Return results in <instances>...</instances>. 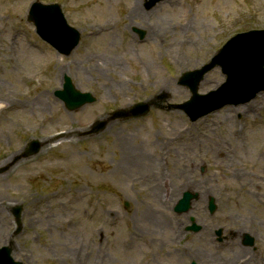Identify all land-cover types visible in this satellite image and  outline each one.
I'll use <instances>...</instances> for the list:
<instances>
[{
    "label": "rangeland",
    "instance_id": "rangeland-1",
    "mask_svg": "<svg viewBox=\"0 0 264 264\" xmlns=\"http://www.w3.org/2000/svg\"><path fill=\"white\" fill-rule=\"evenodd\" d=\"M134 1L0 0V98L13 102L1 108L0 161L21 157L31 139L42 145L36 156L0 172V248L12 242L16 262L87 264L86 259L96 256L104 259L102 264H200L202 253L195 246L203 245L180 238L179 226L191 218L209 233L230 225L227 221L241 220L247 229L264 234V91L195 123L177 109L191 96L179 85L181 74L208 63L233 35L264 29V0H166L151 9L138 0L136 10L143 18L135 22L148 24L143 31L150 26L156 38L152 42L144 36L142 44L129 24ZM34 3L60 5L69 25L81 33L69 56L35 33L27 20ZM107 24L105 31L90 29ZM152 60V67L144 65ZM65 75L96 102L66 110L54 95ZM165 79L173 82L169 90L160 89ZM224 80L215 68L203 77L197 92L207 94ZM7 92L10 95L2 97ZM44 94L50 102L46 107L35 103ZM5 100L1 107L9 102ZM152 100L157 106L148 117L130 122L131 127L119 124L79 137L109 112ZM178 131L181 138L170 142ZM197 140L206 144L190 151L186 144ZM222 144L236 152L237 159L216 164L215 159L231 158H224L226 151L217 158L208 145ZM164 146L167 151L185 150L181 160L175 165L173 153L160 169L149 167L147 154L159 156ZM189 155L191 162L185 161ZM175 167L195 179L194 188L168 190V185L183 181L174 180ZM161 170L164 179L159 178ZM233 172L247 178L238 183L229 177ZM247 180L256 187L240 190ZM157 184L167 189L152 193ZM186 192L197 198L188 213L178 215L173 209ZM209 198L216 205L213 215L207 210ZM14 206L22 207L20 235ZM190 236L208 239L204 232Z\"/></svg>",
    "mask_w": 264,
    "mask_h": 264
},
{
    "label": "water",
    "instance_id": "water-1",
    "mask_svg": "<svg viewBox=\"0 0 264 264\" xmlns=\"http://www.w3.org/2000/svg\"><path fill=\"white\" fill-rule=\"evenodd\" d=\"M158 1L161 0H152L150 4H155ZM28 20L34 24L36 33L61 54L69 55L79 43V33L67 25L57 5L34 4L29 12ZM259 45H264V31H251L237 35L229 41L210 65H207L201 71L183 77L181 82L190 88L193 99L191 102L180 106V108L191 116L192 121L224 105L247 102L257 93L264 91V48L256 52L249 50V48ZM231 52H233V56L228 57L229 60L225 64L221 63L223 71L227 75L225 84L206 97H198L196 94L197 86L205 73L215 67L221 59ZM55 94L63 100L68 110H74L94 101L90 94H82L75 90L68 78L65 79L63 90L57 91ZM195 106L198 107L196 108L197 111L194 112L192 107ZM145 107H138L136 111H133L131 117L139 116L142 112L145 113ZM113 116L114 118L121 117L123 112L118 111ZM98 124H100L99 128H103L104 123ZM37 150H39V146L35 144L31 152H37ZM192 199L191 194L185 193L175 210L178 213L187 211ZM214 208L211 203L209 206L210 212H213ZM20 212L19 207L14 209V214L18 219ZM196 229L195 227L192 228L194 231ZM10 253L11 251L7 247L0 249V264H19L13 262Z\"/></svg>",
    "mask_w": 264,
    "mask_h": 264
},
{
    "label": "bare ground",
    "instance_id": "bare-ground-1",
    "mask_svg": "<svg viewBox=\"0 0 264 264\" xmlns=\"http://www.w3.org/2000/svg\"><path fill=\"white\" fill-rule=\"evenodd\" d=\"M134 14L133 13H131V16H132V18L129 20V24H130V26H132V27H134V28H136V27H138V28H136V29H138V30H141V29H139V27L140 26H137V24H136V19H142L143 18V16H142V14H140L139 12H142V11H137L136 10V7H138V0H135L134 1ZM145 5V4H144ZM140 7V6H139ZM140 15H141V17H140ZM103 27H106V26H103ZM109 28V24H107V29ZM140 28H142V27H140ZM90 29L91 30H96V28H94V27H90ZM143 29V28H142ZM146 32V34H144L147 38H149L150 40H152V42L153 41H155L156 40V38H155V35L153 34V33H151L149 30H147V31H145ZM161 34V33H160ZM262 48H264V45H259V46H253V47H251V48H249V50L250 51H253V52H256V51H258V50H260V49H262ZM169 53H170V55L172 56V51L170 50L169 51ZM113 62H116V60H112ZM153 61V60H152ZM115 64H117V63H115ZM153 64H154V61L153 62H146V64L144 63V65L145 66H148V67H152L153 66ZM182 65H184V64H182ZM120 84V83H119ZM121 85L123 86L124 84H122L121 83ZM171 87H173V82L172 81H168L167 79H165L162 83H161V86H160V89L161 90H169ZM8 93V92H7ZM8 95H10L9 93L8 94H5V95H3L2 97H7ZM48 99H49V97H48ZM4 100L5 99H2V98H0V113L2 112V109L1 108H4V109H6V108H8L9 106H12L13 105V102L12 101H9V100H5V101H9V102H7V104L6 105H4L3 107H1V104H2V102H4ZM47 95H39V96H37L36 98H35V103L36 104H38V105H40V106H42V105H44V107H46V105L48 104V103H50L49 101H47ZM153 104H155V102L153 103ZM115 123L114 124H112V126L110 127V128H114L115 127ZM122 127V126H121ZM179 133L177 134V135H174L172 138H168V139H170V141H172V140H177L175 137H180L181 138V131H178ZM129 140V138H126V139H122L121 140V142L122 143H126L127 141ZM204 144H206V143H203L201 140H197L196 142H191V141H189L187 144H186V146H187V148L190 150V151H192L193 149H195V148H199L200 146H202V145H204ZM57 146H59V145H57ZM228 146V145H227ZM230 147V146H229ZM166 147H162V150H160L159 151V156H155V155H152V154H147V157L145 158V163H148V166L149 167H152V168H154L155 167V169L157 170V169H160L161 167H163V165L165 164L166 165V162L164 161L165 160V157H167V156H169L170 154H172L173 155V153H174V160L173 161H175V165H177V163H178V161L179 160H181L180 159V157H182V155H183V152H185V150H183V149H180V148H178V149H176V152H174V150H172L171 148H169L168 149V151H167V149H165ZM208 148H209V150L211 151V153H213L217 158L219 157V156H222V152L223 151H226V153L224 152L223 154H224V158H228V159H230L229 161H225L224 159H222V160H217V159H215V161H216V164L218 163L219 165L221 164V165H224L225 164V162H227V164H228V162H230V161H233V160H235V158H234V156H236V152H231L229 149H225V146L222 144V145H220V146H218V145H208ZM167 151V152H166ZM122 155V154H121ZM231 155V156H230ZM193 156H195V157H197L196 155H193ZM236 159H237V156H236ZM7 160H5V161H3V162H1L0 163V166H2V164L4 163V162H6ZM185 161H187V162H191V156L189 155L188 157H185ZM220 162V163H219ZM124 163L126 164V165H130L131 164V161H125L124 160ZM135 163V162H134ZM237 165H241L240 163H236L235 162V164H234V166H237ZM228 166V165H227ZM118 167L119 166H117V167H113L112 169H111V172H115L117 169H118ZM188 167H190V166H188ZM225 168H229V167H225ZM186 168H185V166H184V169L183 170H185ZM166 170H168L167 169V167H166ZM183 170H179V171H177L176 170V167H175V172H176V177L174 178V180H183L182 182H181V184L180 185H178L177 183V185H168V190L169 189H171V191H177V190H180V191H182V190H184V189H186V188H189V187H192V188H194L193 186H192V184L193 183H195V179H192V178H190L189 176H184V175H182V171ZM159 173V178L160 179H164L163 177H164V172L161 170V171H159L158 172ZM170 174V173H169ZM168 174V176H171V174L169 175ZM231 179H234V180H237L238 181V183H240L239 181H245V179L247 178L246 176H244V175H240L239 174V172H233L232 173V175L231 176H229ZM247 181H249V180H247ZM246 181V183H245V185H239V189L240 190H243L244 188H246V187H256L255 185H253L250 181V183H248ZM176 182V181H175ZM184 182V183H183ZM180 186H181V188H180ZM160 188H162L164 191L167 189V187H166V185L165 184H160V185H156V186H154V187H151V192L152 193H160L161 192V189ZM190 233V232H189ZM81 253V252H80ZM104 258V257H103ZM87 261H85L87 264H91V263H93V261L94 260H98L101 264L104 262V259H102V258H98V257H96L95 256V258L94 259H86ZM107 263H108V260H107Z\"/></svg>",
    "mask_w": 264,
    "mask_h": 264
},
{
    "label": "flooded vegetation",
    "instance_id": "flooded-vegetation-1",
    "mask_svg": "<svg viewBox=\"0 0 264 264\" xmlns=\"http://www.w3.org/2000/svg\"><path fill=\"white\" fill-rule=\"evenodd\" d=\"M238 221H227L230 225L218 226L216 229H211V233L207 232L208 230L201 225L199 232L207 234L208 239H200V241H195L185 231L190 224V221H188L187 224L183 223L179 226V228H182L181 232L183 231L180 238L192 243L199 242L200 246L203 245L202 247L195 246L196 250H200L202 253V258H197L200 260V264H264L263 232L260 233L257 230L258 228L255 230L247 229V226L241 220ZM218 231H220V234H217ZM247 234L251 235L253 242L246 238ZM206 247L209 248L208 251L205 250ZM188 249L192 250V246ZM190 264L196 263L192 261Z\"/></svg>",
    "mask_w": 264,
    "mask_h": 264
}]
</instances>
